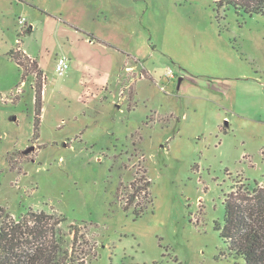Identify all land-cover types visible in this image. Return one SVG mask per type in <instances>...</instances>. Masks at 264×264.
<instances>
[{"label": "rangeland", "instance_id": "374dc122", "mask_svg": "<svg viewBox=\"0 0 264 264\" xmlns=\"http://www.w3.org/2000/svg\"><path fill=\"white\" fill-rule=\"evenodd\" d=\"M219 1L31 0L130 57L105 87L72 65L58 76L68 34L49 19L20 37L19 20L40 13L0 0V226L52 216L72 264H245L217 227L226 196L264 184V16ZM18 40L47 80L8 56ZM97 56L81 53L104 64ZM144 180L152 203L137 216Z\"/></svg>", "mask_w": 264, "mask_h": 264}, {"label": "trees", "instance_id": "16d2710c", "mask_svg": "<svg viewBox=\"0 0 264 264\" xmlns=\"http://www.w3.org/2000/svg\"><path fill=\"white\" fill-rule=\"evenodd\" d=\"M216 4L219 7L224 6L221 0ZM225 5L250 16H264V0H225ZM30 32L29 28L23 29L19 36H25ZM17 44L18 48L12 50L8 56L24 70L28 71L30 66L33 67L37 77H41L42 72L38 71L39 66L36 61L31 60L22 51V41L18 40ZM142 72L146 75L147 71L144 69ZM148 79H152L151 75ZM38 87L35 97V129L40 123L43 110L44 89L43 85ZM150 187V183L144 180L142 190L147 203L140 205L138 213L135 211L137 216H140L143 210L152 203V198L148 201L147 197ZM148 195L151 196V194ZM224 206V226L223 228L218 226L217 230L221 232V237L229 251L243 259L245 264H264V184L256 183L252 189L249 185L239 186L226 196ZM125 209L128 210V208ZM52 219V216L43 213L29 212L18 220H3L0 226V264L74 263L72 249L65 246L57 229L50 228ZM74 234L77 235V231Z\"/></svg>", "mask_w": 264, "mask_h": 264}, {"label": "crops", "instance_id": "0c3cea01", "mask_svg": "<svg viewBox=\"0 0 264 264\" xmlns=\"http://www.w3.org/2000/svg\"><path fill=\"white\" fill-rule=\"evenodd\" d=\"M19 2L27 9H34L37 13H40V16H33L32 20H30L29 22L26 21L27 27L31 29V32L26 34L24 38L30 37L34 30L37 28V25L43 23L45 20L52 19L54 21V30L58 34H60L63 30L64 32H66V34H68L66 37H64L63 42H61V49L65 54H67L66 57L71 61V65L73 66L74 70L80 74V79L82 81L85 80V78L89 77L91 80L99 83L100 85L110 87L112 83H115L120 79L119 73L121 72V70H123V68H134L128 66L130 65L129 56L128 58L123 59L121 52H119L118 50H114L115 48H112V45H110L105 39L100 37V35H98L94 31H90L89 29H84L80 25V23L76 21L67 19L62 11H59L60 13L55 12L54 14L49 12V10L47 9L35 5L31 2V0H19ZM23 29L24 27H22V30ZM78 31L82 34V36L78 34ZM78 43H82L85 47V50L80 49L79 51L77 49ZM89 44L91 45V47H93V49L89 46ZM21 49L31 60L36 61L39 68H41L44 72L45 78L47 80V74L45 71L46 67L39 61V57L34 55L30 43H28L26 40L22 41ZM85 51L87 53H95L96 56L99 55V53H102L104 57V64L95 65L82 60L81 53ZM38 54H41V51H39ZM60 56L61 55L59 54H55L52 62H55L56 58ZM85 88H87V86ZM48 89V85H45V90L42 96L43 103L45 101V98L47 97Z\"/></svg>", "mask_w": 264, "mask_h": 264}, {"label": "built area", "instance_id": "2783aa9c", "mask_svg": "<svg viewBox=\"0 0 264 264\" xmlns=\"http://www.w3.org/2000/svg\"><path fill=\"white\" fill-rule=\"evenodd\" d=\"M24 29L26 30L27 24H26V19H20L19 20ZM71 69V61L66 57V56H60L56 58L55 61V72L58 74V76H65L68 74V72ZM169 77L174 78L175 75L172 73L170 70L169 72Z\"/></svg>", "mask_w": 264, "mask_h": 264}, {"label": "water", "instance_id": "95a60500", "mask_svg": "<svg viewBox=\"0 0 264 264\" xmlns=\"http://www.w3.org/2000/svg\"><path fill=\"white\" fill-rule=\"evenodd\" d=\"M13 120H16V118H14ZM31 150H27L26 153H29Z\"/></svg>", "mask_w": 264, "mask_h": 264}]
</instances>
